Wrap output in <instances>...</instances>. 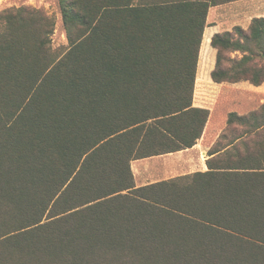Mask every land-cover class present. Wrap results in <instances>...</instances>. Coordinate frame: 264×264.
<instances>
[{
	"label": "trees",
	"instance_id": "1",
	"mask_svg": "<svg viewBox=\"0 0 264 264\" xmlns=\"http://www.w3.org/2000/svg\"><path fill=\"white\" fill-rule=\"evenodd\" d=\"M230 1L59 0L65 48L43 9L0 11V264H264V103L229 113L208 170L132 169L203 135V35ZM212 45L215 82L264 84V16Z\"/></svg>",
	"mask_w": 264,
	"mask_h": 264
},
{
	"label": "crops",
	"instance_id": "2",
	"mask_svg": "<svg viewBox=\"0 0 264 264\" xmlns=\"http://www.w3.org/2000/svg\"><path fill=\"white\" fill-rule=\"evenodd\" d=\"M261 16H264V0H233L210 7L199 55L194 94V106L210 109L203 135L192 147L133 160L132 169L138 186L209 169L208 160L212 157L210 150L223 129L221 123L212 122L213 103L219 102L226 90L242 89L248 92L245 99L248 107L264 102V84L254 85L247 81L220 83L212 78L218 53L217 48L212 45L214 35L232 31L236 26L248 28L255 17ZM232 55L242 56V53L234 51ZM201 75L205 77V81L198 93L197 79ZM210 101H213L212 104L208 103Z\"/></svg>",
	"mask_w": 264,
	"mask_h": 264
},
{
	"label": "rangeland",
	"instance_id": "3",
	"mask_svg": "<svg viewBox=\"0 0 264 264\" xmlns=\"http://www.w3.org/2000/svg\"><path fill=\"white\" fill-rule=\"evenodd\" d=\"M19 6H32L36 8L43 9L47 14L52 16L55 20V32L53 35V45L55 47H67L68 40L66 36L65 27L62 20V11L59 0H0V11L6 8L19 7ZM232 55V54H231ZM233 57V55H232ZM237 57H241L238 56ZM205 77L201 75L198 82V93L201 89ZM227 83V82H226ZM248 92L245 90L239 89L238 91H225L222 95V98L219 102L213 103V118L212 122L214 124L221 123L223 126L220 135L227 129V120L229 113L231 111H236L240 114L248 113L254 109L259 108L264 102L260 103L255 107H248L247 102L245 101ZM213 101L208 102L212 104ZM221 121V122H220ZM241 128L238 127L235 134L240 133ZM230 135L234 136L233 133ZM220 136L217 137L215 143L219 140ZM214 143V144H215ZM212 145V147L214 146Z\"/></svg>",
	"mask_w": 264,
	"mask_h": 264
}]
</instances>
